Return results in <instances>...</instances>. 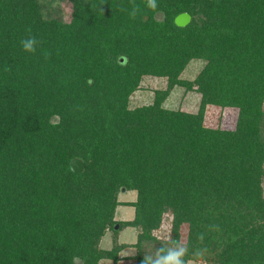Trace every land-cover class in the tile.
<instances>
[{
	"label": "trees",
	"instance_id": "16d2710c",
	"mask_svg": "<svg viewBox=\"0 0 264 264\" xmlns=\"http://www.w3.org/2000/svg\"><path fill=\"white\" fill-rule=\"evenodd\" d=\"M53 2L0 0V264H116L125 246L97 244L125 191L133 264L182 246L186 261L207 247L205 264H264V0H66V18ZM144 76L165 88L129 108ZM174 87L195 112L163 107ZM207 106L236 109L234 128L203 126Z\"/></svg>",
	"mask_w": 264,
	"mask_h": 264
},
{
	"label": "rangeland",
	"instance_id": "374dc122",
	"mask_svg": "<svg viewBox=\"0 0 264 264\" xmlns=\"http://www.w3.org/2000/svg\"><path fill=\"white\" fill-rule=\"evenodd\" d=\"M53 9L60 17L66 18L69 13V7L66 0H54ZM202 60H191L187 63L183 71L180 73L179 78L184 80H192L199 72L203 65ZM164 78H153L144 76L139 83V89H137L128 99V107L134 108L141 105L151 103L153 96V90L165 88ZM198 104V95L194 92H184L182 88L174 87L168 97L163 102V107L167 109H178L181 111L193 113L196 111ZM262 109L264 110V100L262 103ZM237 110L234 108H218L213 106H207L204 112L203 126L209 128H218L223 130H231L235 125ZM263 176L261 178V192L264 197V163L262 165ZM117 200L122 202L117 205L113 211V218L111 227L117 225V229L114 233L107 229L100 237L97 244V248L102 250H109L116 246H125L118 252V260L116 264H133L132 256L135 254L136 249L134 244L136 242L137 230L132 227H123L121 225L125 221H129L133 218V208L129 206V203L135 200V194L131 191H125L117 194ZM120 229V230H119ZM170 232V214L165 213L162 215L160 225L157 229L151 232L152 236L156 240L165 241L169 237ZM184 232L182 229L181 233ZM181 241L184 239V234L181 235ZM153 244L142 243L141 246L146 253L154 254ZM97 264H113L110 260H99Z\"/></svg>",
	"mask_w": 264,
	"mask_h": 264
},
{
	"label": "clouds",
	"instance_id": "9594fccd",
	"mask_svg": "<svg viewBox=\"0 0 264 264\" xmlns=\"http://www.w3.org/2000/svg\"><path fill=\"white\" fill-rule=\"evenodd\" d=\"M148 8L152 10L157 9L156 0H147ZM136 14V10H133L132 16L134 17ZM23 49L27 52H34L35 48L33 45L36 43V40L34 38H29L27 40H24L21 42ZM216 230H218V226H212ZM204 235L200 234L198 236V240L200 242H203ZM208 248L203 247L196 249L192 254L189 261L185 260V257L188 256V248L187 246H182L178 248H170L166 254L159 255L157 259L155 260L154 264H205V257L208 255ZM160 252H164V249L161 248ZM142 264H148V258H145L142 261Z\"/></svg>",
	"mask_w": 264,
	"mask_h": 264
},
{
	"label": "water",
	"instance_id": "95a60500",
	"mask_svg": "<svg viewBox=\"0 0 264 264\" xmlns=\"http://www.w3.org/2000/svg\"><path fill=\"white\" fill-rule=\"evenodd\" d=\"M190 21V17L187 13H180L178 14L174 19L173 23L176 27H184L186 26ZM69 170L73 174L81 173L83 170V165L79 159H73L69 162ZM117 229V225L113 226V230Z\"/></svg>",
	"mask_w": 264,
	"mask_h": 264
}]
</instances>
